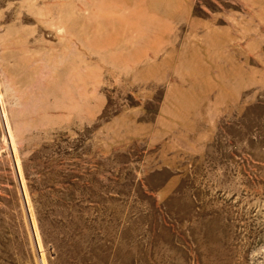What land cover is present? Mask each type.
Segmentation results:
<instances>
[{
  "label": "rangeland",
  "instance_id": "obj_1",
  "mask_svg": "<svg viewBox=\"0 0 264 264\" xmlns=\"http://www.w3.org/2000/svg\"><path fill=\"white\" fill-rule=\"evenodd\" d=\"M0 264H264V0H0Z\"/></svg>",
  "mask_w": 264,
  "mask_h": 264
}]
</instances>
